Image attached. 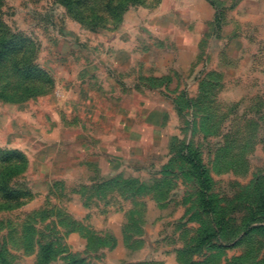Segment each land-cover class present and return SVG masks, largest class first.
<instances>
[{
	"label": "rangeland",
	"instance_id": "rangeland-1",
	"mask_svg": "<svg viewBox=\"0 0 264 264\" xmlns=\"http://www.w3.org/2000/svg\"><path fill=\"white\" fill-rule=\"evenodd\" d=\"M108 20L0 0L6 32L54 80L0 101V150L27 160L11 182L25 197L0 194V264H40L49 245L48 264H264V234L248 232L264 226V0H130ZM185 143L209 172L213 214L176 161Z\"/></svg>",
	"mask_w": 264,
	"mask_h": 264
},
{
	"label": "trees",
	"instance_id": "trees-1",
	"mask_svg": "<svg viewBox=\"0 0 264 264\" xmlns=\"http://www.w3.org/2000/svg\"><path fill=\"white\" fill-rule=\"evenodd\" d=\"M60 3L68 9L73 18L83 25L91 26L93 29L99 28L103 22L114 21L115 23L122 17V14L129 8L130 0H107L105 8L101 11L88 12L89 0H59ZM122 1V2H121ZM141 3L146 0H131ZM99 2H104L101 0ZM96 3V2H95ZM103 7V6H102ZM108 10L105 15L103 10ZM33 43L24 37L17 35H9L5 27L0 23V67L4 69L3 77H0V101L9 104H23L31 99H35L45 94V90L52 86L54 80L36 63V50ZM168 81L167 79H164ZM155 81L162 86L165 81L152 79L148 89L155 90ZM153 85V86H152ZM187 94L182 93L180 98H186ZM182 98V99H183ZM193 102L186 100L189 105H198L199 100ZM176 103V100H173ZM175 160V159H174ZM180 160L182 166H189L187 170L183 168L182 173L189 174L199 186V198L202 202V210L208 214L215 212L214 198L211 195L212 182L208 170L204 162L197 152H193L190 145L183 144L182 148L177 152L176 161ZM27 166V160L20 151L0 150V194L11 201H21L25 194L12 189V178L19 172L23 171ZM171 163L165 167L166 173L173 172ZM126 183L132 184L125 180ZM264 191L259 194V201L263 202L264 207ZM226 228V224L213 223L210 233L217 237ZM264 234V226L256 227L249 233L260 232ZM207 233V232H206ZM205 233V234H206ZM202 240L205 244L209 240V236ZM52 246H46L42 250L40 264H48L53 256ZM70 264H74V260H70ZM194 264H199L195 262Z\"/></svg>",
	"mask_w": 264,
	"mask_h": 264
}]
</instances>
